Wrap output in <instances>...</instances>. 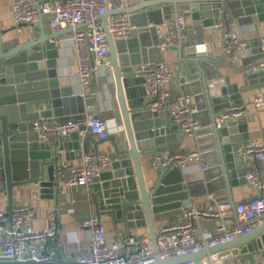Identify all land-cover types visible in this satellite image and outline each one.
Wrapping results in <instances>:
<instances>
[{"label": "water", "instance_id": "water-1", "mask_svg": "<svg viewBox=\"0 0 264 264\" xmlns=\"http://www.w3.org/2000/svg\"><path fill=\"white\" fill-rule=\"evenodd\" d=\"M117 15L130 16L131 24L138 29L127 41L114 42L110 35L109 22ZM180 16L188 28L202 34L214 32L225 16L242 27L252 26L255 16L259 23H264V0H141L138 6L121 11H111L108 1L101 21L110 47L109 61L124 134L98 141L94 133L81 136L75 132L57 138L53 147L39 139L31 126L39 119L83 118L88 108L85 93H78L71 81L59 73L58 43L72 31L46 33L41 22L31 27L33 37L27 41H8L4 33L9 31L0 32V185L7 192L9 216L14 208L15 190L31 191L32 200L54 201L57 209L62 194L60 156L64 155V163H69L82 156L91 144L97 147L110 143L115 160L112 172H105L109 175L103 173L94 181L101 184L90 186V199L98 217L108 216L115 225L131 229L139 221L146 222L147 239L155 254L151 264H214L209 259L216 256L219 260L222 253L241 250L245 255L264 250L263 220L251 235L234 242L184 256L159 255L156 224L182 217L185 209L208 198L217 204L230 205L237 218L238 204L233 200V190L246 187L248 175L260 169L256 159L252 160L254 166L247 168V160L241 154L242 145L248 141L247 120L229 123L222 130H217L215 123L231 106H241L249 94L264 92V73L251 72L264 60L262 44L252 52L254 58L247 61L241 72L243 87L231 85L230 79L220 73L222 61L213 62L225 60L222 45L212 47L213 35L197 44L180 42L161 52L158 32ZM160 63L168 66L173 79L172 92L178 90L192 99L210 121L194 137L199 162L208 163L211 168L207 171L187 176L190 170L178 167L177 162L166 168L160 164L153 168L154 162L183 141L180 125L170 123L166 109L162 113L151 110L153 101L145 80L135 74L142 66ZM34 92H40V100L49 104V109L29 113V105L37 103ZM59 244L58 238L47 240L45 255L50 257L48 247Z\"/></svg>", "mask_w": 264, "mask_h": 264}, {"label": "built area", "instance_id": "built-area-1", "mask_svg": "<svg viewBox=\"0 0 264 264\" xmlns=\"http://www.w3.org/2000/svg\"><path fill=\"white\" fill-rule=\"evenodd\" d=\"M109 1L111 11H121L127 8L131 0H55L54 2H38V0H12L11 13L15 28L23 26H38L47 21L52 33H65L71 30L75 61L77 63L78 80L83 91L91 82L98 79L102 71L109 65L110 47L101 17L106 13ZM146 2L156 0H144ZM36 5V6H35ZM233 23L227 16L223 17L214 27L224 47V53L230 58H237L249 46L238 30L233 29ZM138 29L130 22V16L117 15L109 22V32L114 42L127 41ZM159 49L166 52L180 42L188 40V27L185 19L180 16L164 30L158 32ZM264 55V39L261 41ZM252 73H264V60ZM135 74L145 80L146 90L153 101L151 110L162 112L171 107V118L180 125L182 135L194 139L201 131V125L196 120L197 111L193 101L182 94L170 92L167 88L172 85V77L165 63L146 65L135 70ZM256 108L264 107V95L254 99ZM248 117L247 108L231 106L216 120L217 130L224 129L227 124L235 123ZM40 139L53 147L57 138L80 132L84 136L92 132L98 136V141L116 136L119 130L108 121L97 115L88 114L82 122H68L52 125L40 120L33 125ZM246 160L256 159L261 167L264 165V145L252 144L241 151ZM200 155L196 153H177L169 159H160L153 163V168L168 167L171 162L186 169L189 163H199ZM114 164L108 155L98 152L83 155L79 165L61 164V183L69 190L89 188L101 174L111 171ZM202 168L206 166L202 165ZM249 185L258 190L259 196L251 202L240 204L236 214L239 225L230 228L224 214L231 211L230 205L219 209L200 211L197 209L184 210L180 223L166 226L157 237L159 255L162 258L184 256L193 251L211 249L216 246L236 241L240 237L251 235L264 220V179L259 170L255 169L247 177ZM0 185V193L2 191ZM91 209L95 210L90 199ZM96 211V210H95ZM34 210L30 202L13 208L11 216L0 211V264H59L46 256L39 248L47 240H54L57 232L50 230H35L31 225ZM206 221H215L217 226L214 234L208 240L198 242L197 225ZM80 230L92 232L90 248L72 264H151L155 254L149 240H136L133 237L124 241L107 243L100 219L94 215L79 225ZM134 253V255H133ZM133 255V256H132ZM132 256V257H131Z\"/></svg>", "mask_w": 264, "mask_h": 264}, {"label": "crops", "instance_id": "crops-1", "mask_svg": "<svg viewBox=\"0 0 264 264\" xmlns=\"http://www.w3.org/2000/svg\"><path fill=\"white\" fill-rule=\"evenodd\" d=\"M54 1L55 0H38V2ZM140 1L141 0H131L127 8L131 9L133 7L138 6L140 4ZM11 4L12 0H0V32H4L7 30L9 31L4 33V39L8 41H27L29 38L31 39L33 37V29L31 27H22L21 29L15 28L13 15L11 13ZM253 20L254 22L252 26L244 25L243 27L240 26L237 21L232 20L233 29L238 30L241 36L246 39V42L249 45L247 49L242 53V55H239V57L235 59H230L224 53L225 60H213V62L222 61L223 64L221 65L222 69L220 70V73L223 77H228L230 79L231 85L237 83L240 85V87H243L244 81L241 72L244 71V68L247 66V61L254 58L252 52L257 51L259 43H261V41L264 39V23H259L257 16H255ZM44 27L46 33H48L50 30L48 29L47 21H44ZM192 27H194V30H197V27L195 25H192ZM65 31V33H67V31L69 30ZM209 35H213L215 37V41L211 43L212 47L221 44L219 37L214 32L211 33L210 31H207L202 34L201 32L193 31V28H188L187 43L190 41L197 44L199 40H202V38L208 37ZM58 45L60 47L59 50L61 54V70H59V73L61 71V77L68 78L71 81L72 85L77 89L78 93H85V96L89 98L87 106L88 108L86 109V114L83 118L58 119L53 121L48 120V122L52 125H60L68 122L78 123L82 122L88 114L97 115L100 119L106 120L112 126L118 128L119 130L116 133H118L120 136H123L124 130L122 126V119L117 101L116 88L114 85L110 61L109 65L102 71L100 77L92 81L90 87L86 91H83L78 80L77 63L75 61V51L73 48L71 34L65 35L62 38L61 42L58 43ZM219 49L220 48L216 49L215 52H218ZM222 49L224 50L223 45ZM168 89L171 92L172 85H170L167 90ZM176 93L181 94L178 90H176ZM261 95H264V93L255 92L249 94L247 100L243 101L242 105L245 106L248 111V117L246 118L247 134L245 136L248 141L242 145L243 149L252 144L264 145V107L256 108L253 103L254 99ZM33 97H35V101L37 103L29 105V113L32 114L35 112H40L49 109V104L40 100L42 99V97H40V92H34ZM194 107L198 115L195 116V118L200 123L202 130L205 126L207 127V125H209L210 121L208 118L206 119V116H204V114H202V112L198 110L195 104ZM166 110L170 117V123L176 126V123L171 118V107L169 106ZM39 120H37L36 122H38ZM31 127L33 128V126ZM36 134L39 137V134L37 132ZM89 134L92 135V132H89ZM182 136L183 141L181 142V144L178 145L179 141L173 140V142H176L175 144L178 145V147L163 154L161 156L162 159H169L171 155L177 153L190 152L198 154L195 145V139L187 138L184 135ZM96 152L108 155L112 159L114 156V150L110 143H100L97 145V147L94 146V144H91V146L84 151L82 156L76 158L74 161H71L69 163L75 166L79 165L83 155L92 154ZM64 160L65 156L61 155V163H64ZM202 165L203 163L201 162L189 163L186 166V170H190V173L186 175H195L198 174V172H203L211 169L208 163H204V166H206V168H202ZM253 166L254 162L252 160H247L246 167L252 168ZM112 169L113 168H111V172ZM260 171L264 179V165H261ZM105 175L109 174L105 173ZM96 183L93 184L95 185ZM1 189L2 191L0 193V211L7 213V192L3 187ZM14 193V208L28 202L32 204L34 210V217L31 222V225L35 230L54 229L57 232L56 238L60 240V244L57 247L51 245L50 247H48L47 251L51 255L50 257L56 259L59 264L75 263L90 248L93 237L92 232L79 229V225L87 221L91 215L98 217L97 211L91 209L90 187L87 189L78 188L69 190L62 185L60 205L57 209L54 201L42 202L40 200H32L30 198L31 191L15 190ZM258 196V190L252 185H249V183L246 187H241L233 190V200L238 205L251 202ZM224 201H226V198L223 199V202ZM193 202L195 203V201ZM222 205L225 204H217L215 201L211 200V198H208L205 201L199 202L197 206L194 205L190 209H197L200 211H205L209 209L216 210L222 207ZM182 218L183 216L174 217L168 220L167 222L156 224L155 227L157 233L160 234L162 230L170 224L180 223L182 221ZM99 219L108 244L112 242L124 241L127 237H133L136 240H148L147 238L149 237V230L146 225V222L144 221H139L135 223L136 226H133V228L131 229H127L123 224L115 225L112 219L108 216H102ZM224 219L229 222V228L230 222L233 228L239 225L238 218H236V215L232 212V210L224 214ZM216 226L217 224L215 221H206L205 223H201L200 227L197 225L195 235L197 237V241L203 242L204 240H208L209 237H212L214 234V228H216ZM39 250L45 254V244L42 245ZM218 257L220 258L219 260L216 259V256L209 260L215 261L214 264H264V250L256 251L254 253H249L245 255H242L241 250L231 251L227 253H222L218 255Z\"/></svg>", "mask_w": 264, "mask_h": 264}, {"label": "rangeland", "instance_id": "rangeland-1", "mask_svg": "<svg viewBox=\"0 0 264 264\" xmlns=\"http://www.w3.org/2000/svg\"><path fill=\"white\" fill-rule=\"evenodd\" d=\"M264 93V92H263ZM115 161V160H114Z\"/></svg>", "mask_w": 264, "mask_h": 264}, {"label": "flooded vegetation", "instance_id": "flooded-vegetation-1", "mask_svg": "<svg viewBox=\"0 0 264 264\" xmlns=\"http://www.w3.org/2000/svg\"><path fill=\"white\" fill-rule=\"evenodd\" d=\"M187 42V41H186Z\"/></svg>", "mask_w": 264, "mask_h": 264}]
</instances>
